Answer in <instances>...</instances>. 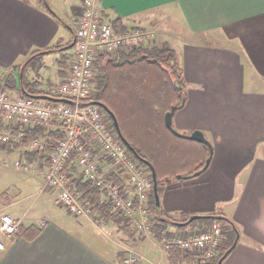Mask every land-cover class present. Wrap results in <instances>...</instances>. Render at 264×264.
I'll return each mask as SVG.
<instances>
[{
	"label": "crops",
	"instance_id": "0c3cea01",
	"mask_svg": "<svg viewBox=\"0 0 264 264\" xmlns=\"http://www.w3.org/2000/svg\"><path fill=\"white\" fill-rule=\"evenodd\" d=\"M82 4L0 0V78L16 74L33 51L54 44L72 51L67 46ZM97 5L105 21L113 25L118 18L123 28L151 26L154 45L175 51L184 101L172 126L182 134L200 130L212 145L203 171L164 185L160 208L171 217L180 212L226 216L238 235L221 264H264V0H98ZM59 57L54 83L68 73ZM8 146L0 145L1 167L15 156L17 149ZM101 164L110 167L106 159ZM33 180L26 177L20 184ZM15 186L19 193L9 204L0 202V213L12 214L26 231L3 238L0 264H120L114 246L80 219H68L54 200H42L38 217L17 209L27 197L20 198ZM31 226L39 228L32 238Z\"/></svg>",
	"mask_w": 264,
	"mask_h": 264
},
{
	"label": "built area",
	"instance_id": "2783aa9c",
	"mask_svg": "<svg viewBox=\"0 0 264 264\" xmlns=\"http://www.w3.org/2000/svg\"><path fill=\"white\" fill-rule=\"evenodd\" d=\"M98 0H83L82 10L74 19V37L68 73L57 83L44 86V94L64 97L71 103L42 100L25 94H11L5 84L0 85V145L22 140L29 128L40 126L43 134H36L28 141V150L45 152L46 163L29 162L23 157L13 160L10 166L23 172H41L43 185L54 189L56 198L75 216L91 220L93 208L82 203L72 192L73 181L68 176V165L78 168L77 177L94 181L112 208L123 213L132 228L147 233L151 213L147 200L152 182L148 170L139 164L129 147L111 127L103 108L92 103L94 62L104 53L117 56L121 51L142 45L154 39L155 31L148 26L116 28L105 21L97 5ZM54 133L62 134L53 137ZM106 159L120 176L121 183L110 178L111 171L102 169ZM8 167V163L2 162ZM41 165L43 167H41ZM41 225L44 222L40 223ZM19 221L9 214L0 216V249L2 237L19 231ZM223 237L219 223L192 230L186 235L161 236L163 250L177 247L183 252L196 251L194 259L185 264H210ZM123 262L135 264L146 257L132 249H125ZM159 264V263H153Z\"/></svg>",
	"mask_w": 264,
	"mask_h": 264
},
{
	"label": "trees",
	"instance_id": "16d2710c",
	"mask_svg": "<svg viewBox=\"0 0 264 264\" xmlns=\"http://www.w3.org/2000/svg\"><path fill=\"white\" fill-rule=\"evenodd\" d=\"M39 1L43 2L44 0ZM112 23L119 28L124 27L118 18L114 19ZM60 47V45H53L31 52L24 63L22 79L20 80L19 76L21 63L17 67V75L13 72L5 75L3 78L5 86L16 93L23 94L25 90L34 95L44 94V88L40 81L29 79L25 73L29 67L38 73L39 68L42 67L41 56L44 53L60 51V55H62L60 61L67 62L70 58L69 52L66 48ZM94 69H96V82L93 100L103 103L113 112L122 135L139 156V164L148 171L150 168L145 162L153 166L159 195L170 179L176 178L179 174L190 175L204 165L209 155L208 146L205 143L174 134L164 121V115L171 106L180 104L182 98L184 99L183 79L177 65L176 53L172 48L163 44L124 50L117 56L104 53L95 60ZM104 113L115 130L111 117L106 111ZM43 133L44 130L40 126L29 128L25 138L13 145H26L31 137ZM61 136L62 134H53V137ZM23 155L29 162H44L45 159V152L24 150ZM110 178L121 183L120 176L114 173L110 174ZM71 189L82 203L91 205L95 214L103 221L118 226L130 238L134 235L135 231L132 229L129 218L114 210L109 201H104L101 198L100 189L94 181L76 177ZM147 205L151 213L149 231L155 236L160 237L163 233L168 232V227L171 225L183 229L189 223H194L197 220H205L206 224L202 226L219 223L222 227L223 237L216 250L215 259L210 264H217L218 259L228 249L229 253L234 242L237 241L238 228L224 215L194 219L183 226L175 225L174 221L184 222L190 215L186 212H180L176 217L167 215L156 206L152 188ZM28 229H32L33 232L30 238L39 233V228L36 226H31ZM19 231L24 232L26 229L24 230L20 226ZM124 254L125 251L117 252L120 264H125L123 262ZM166 255L169 264H185L194 259L196 251L183 252L177 247H171L166 250Z\"/></svg>",
	"mask_w": 264,
	"mask_h": 264
},
{
	"label": "rangeland",
	"instance_id": "374dc122",
	"mask_svg": "<svg viewBox=\"0 0 264 264\" xmlns=\"http://www.w3.org/2000/svg\"><path fill=\"white\" fill-rule=\"evenodd\" d=\"M82 8L83 7H81V10H82ZM81 10L77 13L76 17H78L80 15ZM73 22H74V20H73ZM148 27H151V26H148ZM154 31H155V29H154ZM66 32H68V31H66L65 29H62V33L66 34ZM72 32L74 33V24H72ZM68 33H70V31ZM71 36H72V34H71ZM154 38H155V36H154ZM70 42H72V40ZM54 45H60L61 46L60 48H65L64 44H54ZM152 45H154V39L150 40L149 42L145 41L144 43H142V45H140L138 47H141V46H144V47L149 46L150 47ZM138 47H135V48H138ZM132 49H134V48H132ZM128 50H130V49H128ZM57 53H58V55H56ZM71 53H72V51H69V53H68L70 58H71ZM60 54H61L60 51H58V52L55 51V52H51V53H45L44 55H42L41 56L42 67L39 68L40 70L37 69L38 73H36L35 71H33L31 69V67H29L27 69V72L25 73L26 77H28L29 79L39 80L42 87L54 83L55 79H53L52 76H54L56 78L58 75L57 72L58 73L61 72V70H58V69H57L58 71L57 70H56V72L54 71L55 68H58L56 65V63H57L56 59H57V56L58 57L62 56ZM42 58H44V59H42ZM59 58H62V57H59ZM70 58H69V60H70ZM43 60H46V61L43 62ZM69 60L64 63V65H66L67 68L69 67ZM30 69H31V71H30ZM16 71H18V70H16ZM95 72H96V69H94V74H95ZM16 75H17V72H16ZM95 82H96V78L94 77L93 95H94ZM2 83L5 84L4 79H2V77H1L0 78V85ZM9 92L11 94H15V95L18 94L14 91H11L10 89H9ZM10 145H12V146H10ZM9 146L8 147L11 148L10 150H12V151H14V149L15 150L17 149V150L13 152V153H15L14 157L12 156V157H9L8 159L6 158L3 160L4 162L6 161L9 164L8 167H6L4 165H2V167L0 166V202L4 203L5 201H7L5 203V205L11 203L13 201L12 200L13 197L17 193H19L17 191V187L15 186V185H18L20 190H21L20 198H23V197H27V198L23 199L22 202L17 205V209H20L22 211H26L28 209L29 214L37 215V217H38V216H40L39 210L41 208L42 200L45 198L48 200H51L52 202L54 200L56 203H54L53 206H55L56 208L61 210V212H63L68 217V219L72 220L73 222H74L73 219H80V221L78 220L80 225L81 224L86 225L88 227V230H90V232H92L94 234V236L103 240L107 244L114 246L117 251H119V250L124 251L127 248L135 250V251L139 252L140 254H143L146 257L147 260L143 262L144 264H153L156 262L159 264H169L166 262V259H167L166 254H165L166 251L163 250V247H162V244L160 241L161 236L163 234L159 237V236L153 235L151 233V231L144 233V232H139L136 229L132 228L135 231V233L130 238L127 235H125L118 226L113 225L111 223H106L105 221H103V219L101 217H99L97 214H95L94 209L92 211L93 217H91L92 218L91 220L87 219L86 217H82V216L80 217V216H75V215L71 214L59 202V200H57V198H56L57 192H55L54 189L45 188L42 192H39L40 188L43 185V177H44L43 171H44V169H42L41 172H39V173L33 172V171L23 172V171L14 170L10 166L11 162L13 160H15L16 158H18V157L25 158L23 155V151L28 150V144L18 145L15 147V146H13V143H11V144H9ZM2 158H3V156L0 155V162H1ZM107 162L110 164L109 171H111V172L114 171L115 166L111 162H109V161H107ZM44 163H46V158L44 159ZM41 167H43V166L41 165ZM67 170L69 172L68 176H69L70 180L73 181L77 177V174L79 173L77 166L72 162L71 164L68 165ZM148 172L150 173V176H151V171H148ZM26 177H34V178H36V180H33L31 185L23 187V186H21L20 183ZM174 179H176V178H174ZM46 193L50 194V195H47ZM101 198L104 201H108L102 195H101ZM36 211H37V213H36ZM1 214H8V213H0V216H1ZM9 215L11 217H13L12 214L9 213ZM13 218L15 220L17 219L15 217H13ZM19 224H20V221H19ZM204 224H206L205 220H197V221H194V223L193 222L189 223L183 229L177 228V227L171 225L168 227V230H167L169 233L168 232H165V233H167V235H173V234L186 235L192 230H196V229L203 227L202 225H204ZM19 226H21V224ZM19 230H20V227H19ZM3 238H6V237H2L1 238L2 241H3ZM140 263H142V262H140Z\"/></svg>",
	"mask_w": 264,
	"mask_h": 264
},
{
	"label": "water",
	"instance_id": "95a60500",
	"mask_svg": "<svg viewBox=\"0 0 264 264\" xmlns=\"http://www.w3.org/2000/svg\"><path fill=\"white\" fill-rule=\"evenodd\" d=\"M75 41V37L73 38L72 42L67 46V47H72V45L74 44ZM27 61V60H26ZM26 61L24 63H26ZM23 67L24 64H22L21 68H20V72H19V76H20V80L22 79V72H23ZM23 90V87H22ZM23 94L32 97V98H36V99H42V100H49V101H57V102H65V103H71V100L68 98H64V97H56V96H51V95H47V94H42V95H34L31 94L29 92H26L25 90L23 91ZM184 99L182 98V101L180 104H175L172 105L170 110L167 111L164 115V121L166 126L176 135L178 136H183V137H187L189 139H193L202 143H205L208 148H209V155L206 158L204 165L196 170L195 172H193L190 175H177V177H183V178H187V177H191V176H196L198 175L201 171H203L211 158V154H212V145L209 142V140L204 136V134L200 131V130H194L192 131L190 134H182L179 131H177L173 126H172V116L175 112V110L177 108H179L182 103H183ZM92 103L100 106L101 108H103L104 111H106L108 113V115L111 117L115 131L117 133V135L120 137V139L129 147L130 151L132 152V154L137 158L140 159L139 156L137 155L136 151L133 149V147L129 144V142L125 139V137L122 135L117 119L115 117V115L113 114V112L107 107L105 106L103 103L99 102V101H92ZM147 164V166L150 168L151 171V177H152V190H153V195H154V200H155V204L156 206L160 209V195L158 193V189H157V180H156V174H155V170L153 168V166H151L148 162H145ZM208 217H221L220 215H213V214H192L189 216L188 220L184 221V222H179V221H174L175 225L178 226H183L184 224L194 220V219H201V218H208ZM236 241L234 242L233 245H235ZM232 245V246H233ZM229 249L218 259L217 264H221L222 260L224 259V257L226 256V254L228 253Z\"/></svg>",
	"mask_w": 264,
	"mask_h": 264
}]
</instances>
